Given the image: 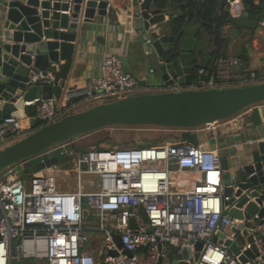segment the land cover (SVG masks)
<instances>
[{
	"label": "built area",
	"instance_id": "obj_1",
	"mask_svg": "<svg viewBox=\"0 0 264 264\" xmlns=\"http://www.w3.org/2000/svg\"><path fill=\"white\" fill-rule=\"evenodd\" d=\"M224 2L229 17L246 15L241 0ZM253 4L261 7L264 0H253ZM77 23L79 26L80 21ZM111 26L115 32L122 29ZM259 26L262 30L253 39L258 48L264 43V17ZM235 33L236 28L230 22L223 27V37L233 38ZM242 65L239 56H217L209 69L198 68L197 82L190 89L264 82V74L255 71L249 76L236 73ZM28 68V85L65 89L51 70L59 69L58 65L53 64L46 71L33 64ZM148 86L141 85L139 77L126 71L118 52H111L103 57L99 72L87 78L84 98L66 106L60 104L57 94L49 99L26 101L27 107L36 109V115L24 119L5 117L0 123V144L33 132L36 126L30 121L31 116L40 118L41 126L47 125L84 104L87 109L103 103L107 97L117 100L144 93L151 89ZM162 89L186 88L176 83ZM259 105L264 110V101ZM216 125L217 122L206 126L215 129ZM173 138L174 142L162 145L123 151L88 149L77 154L69 144L62 145L50 149L52 156L40 154L43 163L54 159L58 162L34 173L30 183L17 167L8 168L0 179V264H18L25 259H35L37 264H100L91 249L96 230L103 232L102 264H157L160 256L167 259L172 250L191 238L205 241L202 264H244L239 255L212 240L223 229L237 241L232 229L241 223L255 237L260 253L255 263L264 264V221L260 223L262 219L257 213L251 220L230 215V205H224L229 197L223 198L222 194L224 170L220 152L177 136ZM72 155L75 167L71 177L77 184L56 188L51 173L66 174L58 165ZM185 173H199L203 178L200 184L181 189L177 175ZM85 176L92 177L88 179L89 188L84 184ZM85 209L89 211L87 217ZM93 218L96 223L91 221ZM115 233L121 237V248ZM113 251L117 253L112 254Z\"/></svg>",
	"mask_w": 264,
	"mask_h": 264
},
{
	"label": "water",
	"instance_id": "obj_2",
	"mask_svg": "<svg viewBox=\"0 0 264 264\" xmlns=\"http://www.w3.org/2000/svg\"><path fill=\"white\" fill-rule=\"evenodd\" d=\"M222 6L228 12L224 2ZM182 7L183 4H177L175 0H168L165 6H160L157 0L10 1L0 17V123L8 116L27 118L30 108L26 106V101L53 97L55 89L52 86L27 84L28 67L33 64L37 69L46 71L52 63L71 60L80 37L81 28L77 22L81 15L84 22L96 16L109 17L113 25L124 29V63L130 50L140 64H156L164 86L176 83L191 85L200 60L203 59V66L209 69L215 55L209 41L206 45V38L197 37L195 25L200 24L199 18L179 29L175 27L173 20L178 16L175 10ZM261 9L262 12L254 17H229V22L236 28L235 37L240 35L241 29L261 32L259 21L264 17V5ZM228 45L229 41L224 45V56L227 55ZM246 48L250 51L249 44ZM125 68L129 71L128 67ZM139 81L141 85H150L147 80L139 78ZM263 101L264 82L224 88L144 92L96 104L43 126L40 118L31 116L30 121L36 129L0 148V173L42 153L52 156L50 149L54 145L108 126L194 129L228 119L242 109ZM260 128L263 139L250 153V158L235 171L229 161L222 158V194L223 198L229 197L224 205H230V215L251 220L257 213L262 223L264 125ZM175 140L173 137L167 139L168 142ZM149 145V142L141 143V146ZM57 162L58 159H54L47 165ZM88 215L89 211L85 209L84 216ZM232 231L236 233L237 241L228 237L223 229L212 240L239 255L244 264H256L254 260L260 253L255 237L243 223ZM114 238L121 248L120 235L115 233ZM204 245V240L191 238L172 250L167 259L160 256L157 264H202L200 257ZM159 248L162 250L161 245ZM125 253L131 255L128 251Z\"/></svg>",
	"mask_w": 264,
	"mask_h": 264
},
{
	"label": "crops",
	"instance_id": "obj_3",
	"mask_svg": "<svg viewBox=\"0 0 264 264\" xmlns=\"http://www.w3.org/2000/svg\"><path fill=\"white\" fill-rule=\"evenodd\" d=\"M10 1L12 0H0V17ZM194 1L197 3L196 7L198 8L199 3L203 0ZM185 3L186 2H177V4H183V6ZM220 5L222 6L221 3ZM175 12L179 14L181 12V8H178L177 10H175ZM196 18H198L197 15L195 16L193 21H195ZM79 21L81 31L80 37H78L75 54L70 60L71 70L68 78L62 81L65 89L63 91L61 90V96L56 93L57 89H55V94L59 96L60 104L62 106L70 105L75 101L78 102L80 101V99L84 98L87 95L86 80L89 76L95 75L99 72L100 62L105 55L110 54L111 52H118L125 59V56H123L125 47L124 29L122 28L121 31L118 30V32H115L113 30L114 28L111 26V18L96 16L94 19L84 22L83 16L81 15ZM201 25L202 22L195 25V28H198ZM241 34L242 32L238 37H235L234 35L233 40H231V38H227L229 41L227 55H236L241 57L243 60V65L239 69H236L235 72L249 76L252 71H255L258 74L263 75L264 44L260 45V47L258 48L255 42H253L254 38L251 41L247 40V38L242 39L246 35V31L243 35ZM208 40L209 39L206 38V45ZM240 42H243V44L246 43V45L249 44L250 51H248V49L246 48V50L243 49L244 53L242 52L239 54H235L234 51L236 47L239 46ZM242 46L243 45H240L239 47L243 48ZM126 57L127 60L124 65L125 67L129 68V72L136 75L140 79L147 80L150 83L148 87L151 89L147 92L164 91L162 88H164L165 86L161 81L160 74L157 72V66L155 63L143 62L140 64L134 59L133 54L130 50L128 51ZM66 62L67 61L65 60H60L57 63H52V65L56 64L60 68ZM203 62L204 60L201 59L200 66L204 65ZM197 72L198 68L195 70V76L191 85L197 82ZM218 80L220 81V79ZM191 85H182V88H190ZM235 85L239 86L238 84H230L228 85V87ZM85 105L86 104L82 105L80 109H85ZM259 106V103L248 106L235 115L229 117L228 119L217 122L215 129H210L206 125L190 129L191 133L194 136L193 143L205 149L219 151L221 156L229 161L232 170L235 171L238 166L242 165L245 162L246 159L250 158V153L257 148L258 142L263 139L260 127L264 125V110ZM80 109L74 110L73 112L79 111ZM176 129L177 128L155 127L151 130L154 132L153 135L155 136H151V134L142 135L143 139L138 141V146H132V148L142 147V142L150 143L154 140L165 143L168 142L167 139L169 137L173 136L185 139L184 132L186 130L178 128V130L180 129L181 131L179 130L177 132ZM98 131L99 130L93 131L88 134H93ZM161 136L163 137V139H160ZM155 137L156 139H154ZM95 143L96 142H92L91 145H96ZM79 144V140L75 139L73 143H71L70 147L73 148V145L80 146ZM150 145H153V143H150ZM37 159L40 160V158ZM37 159L33 157L29 160H26L25 162L23 161V163L21 162V165L17 166V168L21 171L23 177V173L28 172L25 169H27V167H31L32 165L35 167V169L33 170L34 173L40 172L39 165L38 163H36ZM29 164L31 166H28ZM24 166L25 169L23 168ZM22 168L24 169L23 172ZM202 178L203 175L199 173H185L177 175V179L179 181L178 187L181 189L192 188L194 185L200 184ZM26 180L28 181V179ZM94 232V238L91 241V249L95 251L99 263L102 264L104 262L103 232L97 230Z\"/></svg>",
	"mask_w": 264,
	"mask_h": 264
},
{
	"label": "rangeland",
	"instance_id": "obj_4",
	"mask_svg": "<svg viewBox=\"0 0 264 264\" xmlns=\"http://www.w3.org/2000/svg\"><path fill=\"white\" fill-rule=\"evenodd\" d=\"M245 31H246V29H241V32H242L241 35H243L245 33ZM244 38H247V37L244 36L242 39H244ZM231 40H233V38H231ZM237 41H238V39H237ZM240 45H243V42H240L239 46ZM239 46L236 47V49L234 51L235 54H239V53L243 52V48H241ZM84 92H85V90H84ZM113 100H114L113 98L107 97L104 100V102H110V101H113ZM30 110H31V112H33L31 115H36V109L35 108H30ZM71 112H73V111H71ZM155 127H159V126H123V125L108 126V127H105L106 129L103 128V129L99 130L96 133L87 134V135L86 134H82V135H78L77 137H75L73 139L60 142V143L54 145L51 149L52 150L57 149V148H59L62 145H67V147H68V144L71 145V143H73V141L75 139H78L79 143H80L79 145L82 146V147H80L78 145H73V149L75 151V154H77V153H79V152H81L83 150H88V149L110 150V151L125 150V149H128V148H132V146H138V144H137L138 141L143 139L142 135H150L151 134V136H155V135H153L154 132L151 131ZM156 137H157V134H156ZM156 137L154 139H156ZM21 138H23V137H21ZM21 138H19V139H21ZM19 139H12V140H9L7 142L1 143L0 144V148H2L4 146H7V145H10V144L16 142ZM160 139H163V137L161 136ZM92 142H96L95 143L96 145H91ZM150 143H153V145L154 144L155 145L164 144V143H161V142L155 141V140L150 142ZM40 157H41L40 154L35 156L36 159L40 158ZM20 163L16 164V165H12L10 168H15V167L21 165ZM22 163H23V161H22ZM36 163H38L40 171H43L44 169L49 168L47 163H43L39 159H37ZM28 166H31V165L29 164ZM74 167H75V165H74L73 155H72L69 158L63 160L58 165V168L64 169L66 171V174L59 175V174L51 173V176L53 178V183H54L56 188H59L60 186L61 187H67V186L68 187H71V186L75 187L76 186V184H77L76 183V179L71 177L72 176L71 172L73 171ZM23 168L25 169V166ZM23 168H22V172L24 170ZM34 169H35V167L32 165L31 167H27V169H25L28 172L25 171L26 173H23L24 177L26 179H28L29 183H30L32 177L34 176V171H33ZM5 171L0 173V179L2 178V175H3V173ZM51 172H52V170H51ZM67 174H70V175H67ZM84 178H85V183L84 184L87 186V188H89L88 179L92 178V177L85 176ZM91 221L96 223V218H93ZM37 263L38 262L35 259H25V260H23V264H37Z\"/></svg>",
	"mask_w": 264,
	"mask_h": 264
},
{
	"label": "trees",
	"instance_id": "obj_5",
	"mask_svg": "<svg viewBox=\"0 0 264 264\" xmlns=\"http://www.w3.org/2000/svg\"><path fill=\"white\" fill-rule=\"evenodd\" d=\"M160 6H165L168 0H157ZM177 3L186 2L181 8V12L173 20L176 28H180L187 22H192L195 16L201 20L202 25L198 27L197 37L208 38L210 45L214 48L215 57L223 55V48L225 43L228 41L227 38L223 37V27L229 22V13L220 5V0H203L197 3L194 0H175ZM243 6H245V14L254 17L259 14L262 10L260 6L253 4V0H241ZM246 43L243 44V49L246 50ZM198 66L197 68H199ZM55 72L58 80L64 81L68 78L71 70V61H67L59 69L51 68ZM56 93L61 96V90L57 88ZM29 113L32 114L31 110ZM184 138L192 141L193 134L190 129H185Z\"/></svg>",
	"mask_w": 264,
	"mask_h": 264
},
{
	"label": "flooded vegetation",
	"instance_id": "obj_6",
	"mask_svg": "<svg viewBox=\"0 0 264 264\" xmlns=\"http://www.w3.org/2000/svg\"><path fill=\"white\" fill-rule=\"evenodd\" d=\"M222 2H224V0H220V3L222 4ZM225 3V2H224ZM223 7V6H222ZM224 8V7H223ZM225 9V8H224ZM257 32H255L254 30H246V37L247 40H252L254 38V36L256 35Z\"/></svg>",
	"mask_w": 264,
	"mask_h": 264
}]
</instances>
